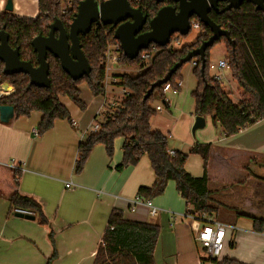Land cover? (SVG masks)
<instances>
[{
    "label": "crops",
    "instance_id": "1",
    "mask_svg": "<svg viewBox=\"0 0 264 264\" xmlns=\"http://www.w3.org/2000/svg\"><path fill=\"white\" fill-rule=\"evenodd\" d=\"M32 1L36 3L35 10L23 8L25 3L21 0H12L13 15L22 19L36 18L37 0ZM5 3L6 0H0V13L4 12ZM223 48L225 50V45ZM224 52L226 54V50ZM112 66L113 69L117 67L116 64ZM218 74L221 77L228 74L231 79L228 69ZM110 77L102 96L93 97L86 84L78 86L85 105L83 111L61 98L60 103L67 109L70 121H56L42 136L33 133L41 119L38 112L29 117H13L7 124L0 122V264H47L53 252L55 258L50 264H92L112 209L123 211L127 220L152 222L164 231L165 235L158 238L154 260L157 252L164 255L159 244L167 237L176 251L186 250L190 259L194 257L196 264H202L203 258L198 256L197 261L194 249L195 245L200 247L194 240L190 222L184 217L187 207L174 183L169 182L163 195L150 201L151 208L156 210L154 216L145 204H131L138 197V189L151 188L156 178L146 156L133 167L115 171L122 160V138L114 140L110 158L103 146H95L83 171L78 175L74 173L78 145L86 137L94 118L99 117L105 104L122 97L121 89L116 91L117 86L111 83L115 76L111 74ZM174 100L162 103L170 110ZM156 107L162 110L160 105ZM156 117L151 118L150 129L167 137L170 151L187 154L199 143L210 145L208 189L212 204L221 205L216 220L233 227L226 233L224 249L231 248L233 256L230 259L238 263L264 264V235L254 228L251 220L264 221V119L228 138L221 136L220 131L217 137L201 133L194 142L180 139L183 144L180 143L182 148L179 149L174 139H170L171 133L180 134L181 138L178 126L174 125L175 129L165 134L156 126ZM194 118L193 112L190 116L181 115L179 121L188 131ZM208 119L214 126L210 118H206L205 123ZM185 171L192 177H201V158L188 154ZM14 172L20 173L17 183ZM66 183L72 187L65 188ZM12 194L35 200L47 224H39L35 216L33 220H26L11 213L8 197ZM183 228L190 230L192 237ZM175 249L168 255H174ZM242 250H247L244 256H240ZM168 264L179 263L169 261Z\"/></svg>",
    "mask_w": 264,
    "mask_h": 264
},
{
    "label": "trees",
    "instance_id": "2",
    "mask_svg": "<svg viewBox=\"0 0 264 264\" xmlns=\"http://www.w3.org/2000/svg\"><path fill=\"white\" fill-rule=\"evenodd\" d=\"M79 1L81 0H37L38 14L34 19L18 18L12 12L0 13V27L5 24L10 44L19 49L20 60L31 62L35 67L37 62L31 47L32 39L38 35L44 36L48 25L54 19H59L68 30ZM68 3L67 13L63 14L62 11ZM164 5H170V3L155 5L150 0H141L131 6L139 7L150 20ZM224 8L225 4H219L218 12L211 11L209 18L229 33L231 43L221 38L215 44L225 45V62L231 80L241 90L240 99L234 102L230 94L224 90L222 83L217 82L209 74L211 48L205 52L203 73L200 72V62L197 59L191 61L196 62L192 70L196 77V86L191 92V98L194 102L195 117L210 118L213 125H218L221 136L228 138L264 119V14L256 11L255 6L247 1H244L236 10L221 12ZM148 30L146 24L143 32ZM201 31L192 44L184 45L179 50L171 49V42L166 47H156L148 61L141 60L140 55L134 60H128L121 55L117 66L125 69L144 68V72L134 78L129 77L127 73H120L113 77L117 81L115 85L125 90L127 95L121 101L119 112L111 118H105L100 130L87 135L85 141L78 145L74 165L76 175L83 171L95 146H103L110 158L114 140L122 138V160L114 168L115 171L121 172L125 168L133 167L143 156H146L156 178L151 188L138 189V197L151 201L163 195L167 184L172 182L180 198L185 202L186 212L191 215L205 214L216 219L221 205L212 204L211 192L208 189L207 165L211 151L210 145H196L189 151L188 154L199 156L202 160V176L192 177L185 171L188 155L180 152H174L173 156L169 155L167 137L150 129V120L157 113L152 106L154 94H157L164 102L165 94L162 92L164 85L155 88L148 99H143L151 85L163 79L167 71L179 59L183 58L187 52L199 47L211 35L210 31L202 25ZM79 43L91 67L90 75L78 81H72L62 71L59 62L48 55L50 86L47 89L30 86L26 75H4L3 65L0 63V85L6 82L13 89L12 93L0 98V104L12 106L15 118L29 117L33 112L40 113L41 119L37 125L38 136L50 131L56 121H70L67 109L60 103L61 98L68 99L81 111L85 109L79 96V85L86 84L93 97L102 96L105 92V66L102 61L108 48L117 43L113 39V29L109 26L99 28L92 26L88 34L79 35ZM150 50L151 48H148V51ZM181 68L167 82L170 86L176 88V84L181 82V76L178 74ZM177 89L179 91L180 88ZM19 177L20 173L14 172L15 183ZM8 202L11 213L14 210L27 211L36 217L39 224H47L41 206L35 200L12 194L8 197ZM251 220L256 230L264 227V221L256 218ZM159 231V226L155 223L127 220L124 218L123 211L112 209L92 264H155L154 252ZM49 237L51 238V234ZM54 258L53 252L47 264H50ZM214 264L241 263L223 258Z\"/></svg>",
    "mask_w": 264,
    "mask_h": 264
},
{
    "label": "water",
    "instance_id": "3",
    "mask_svg": "<svg viewBox=\"0 0 264 264\" xmlns=\"http://www.w3.org/2000/svg\"><path fill=\"white\" fill-rule=\"evenodd\" d=\"M155 5L164 2L170 5H164L158 9L156 14L148 20L147 15L143 14L141 9L132 7L127 0H104L101 2L95 0H81L77 4L76 12L72 21L66 30L59 19H54L48 26L47 36L38 35L31 41V47L36 55L37 66L34 67L31 62L20 60L19 49L11 48L8 39L9 35L0 31V63L3 65L2 73L6 76L26 75L29 79V85L47 89L50 86L48 55H51L59 62L64 73L72 80L78 81L82 77H88L91 73V67L81 49L79 35L88 34L92 26H110L113 29V39L120 44L123 55L128 60H134L139 53L150 46L158 48L166 47L173 35L185 37L190 32L189 20L196 18L198 22L207 28L211 35L206 41H203L199 47L189 51L179 59L166 73L163 79L151 85L144 96L148 99L155 88H158L171 79L183 65L198 60L200 62V72L205 68V52L207 49L225 38L231 43L228 31L216 25L210 18L211 11L218 12V4H226L221 11L239 9L244 1L255 6L256 11L264 14V0H150ZM5 12L13 11L11 0H6ZM149 30L143 32L145 25ZM10 89L8 83L0 85L1 93ZM9 94V93H8ZM14 117L12 106L0 104V122L9 123ZM205 126V119L196 116L191 129L194 134L196 130ZM17 218L33 220V215L15 213Z\"/></svg>",
    "mask_w": 264,
    "mask_h": 264
},
{
    "label": "rangeland",
    "instance_id": "4",
    "mask_svg": "<svg viewBox=\"0 0 264 264\" xmlns=\"http://www.w3.org/2000/svg\"><path fill=\"white\" fill-rule=\"evenodd\" d=\"M21 1L23 3H25L23 8L35 10L36 3H34L32 0H21ZM12 4H13V2H12ZM68 5H69V3L65 7L66 9L68 8ZM198 34H199L198 31L191 30L189 32V34L187 36H185V38L178 36L177 34L173 35L172 41H171V43H172L171 49L179 50L184 45L192 44L197 39ZM223 46H224L223 44H215L209 50V52H210L209 61H210V65L212 67L209 69L210 75H214L217 73L215 67H216L218 60L226 57V54L224 52L225 50H224ZM146 64H148V62H146ZM112 65H115V64H113V63L109 64V66H108L109 69L105 70L104 86H106L107 81L109 80L108 78H111L110 77L111 74H112V76H117L120 73H127L129 77L134 78V77L139 76L140 74H142L144 72V68L143 69H139V68L136 69V68L131 67V68L125 69V68L117 66L113 69L114 66H112ZM192 70H193L192 62H189V63H186L185 65H183V67L181 68V70L178 73L181 76V87H180V91H179L178 95L175 96V95L165 94V96H164L165 101L166 100L171 101L173 99L176 100L175 104L174 103L172 104V107L170 108V110L165 108V106L162 103V99L159 98L157 94H154V100H153V104H152L153 107L160 105L162 108V110L160 112L156 113L157 120H156L155 124H157L156 126L161 127L165 134H167V132L171 133L173 131L172 129H175V128H173L174 125L178 126L177 131H181V138H180V134L171 133L170 139H174V143H175L176 147H178L179 149L182 148L181 144H183L182 141H180V139H189V141L194 142L195 139H199V136L201 135V133H204L205 136H208L210 133L211 137H217L218 135H220V129H219L218 125L212 126L211 121L209 119L207 120V123H205L204 128L196 130L194 134L191 133V129H192V126L194 123V119H193V123H192V125L188 131L185 130L183 123L181 121H179L181 115L187 114L190 116L193 114L194 102L191 98V92L194 90V88L196 86V77L193 75ZM221 83L223 85L224 90L230 94V98L234 102H237L238 97H239L238 96L239 95V92H238L239 88L228 77V74H226L225 77L222 76ZM10 89H11V91H9V93L13 91L11 86H10ZM115 90L120 91V88L116 87ZM7 95H8V93L3 95V97H5ZM97 117H95V118H97ZM161 118L164 120H162ZM98 119H100V118L98 117L96 119V121ZM83 141H85V139H83ZM198 145H201V144L199 143ZM188 153L189 152H187L186 155H188ZM221 221H224V220L221 219ZM165 229L168 230L167 228H165ZM183 229L189 237H192V234H190L191 232H189L190 230L188 231V229H186V228H183ZM163 235H165V233L162 229H160V231H159L160 238ZM179 238H180L179 242L181 244V237H179ZM173 245H174V243H173ZM173 245L171 244L170 240L167 239V237H165L160 242L159 248L163 251L164 255H162L160 252H157L156 258L154 260L155 264H168L169 261L170 262H178L179 264H196V260L194 259V257H193V259H190V257H188V255L186 253L187 252L186 250L185 251L183 250L182 253H181V250H178L179 251L178 252V251H176V249ZM189 245H191V242L189 243ZM173 249H175L174 255H168ZM194 249H195V252H197L196 253L197 261H198V256H201L204 260L208 259L207 253L200 250L201 248L200 249L198 247L196 248V245H195ZM246 251L247 250H242L240 252V256H244ZM181 254L183 255L182 258H181ZM232 256H233V253L231 252V248H229V247L224 249L222 254H221V258L226 257L227 259H230V258H232Z\"/></svg>",
    "mask_w": 264,
    "mask_h": 264
},
{
    "label": "built area",
    "instance_id": "5",
    "mask_svg": "<svg viewBox=\"0 0 264 264\" xmlns=\"http://www.w3.org/2000/svg\"><path fill=\"white\" fill-rule=\"evenodd\" d=\"M130 5H136L141 0H127ZM63 14L67 13V9H63ZM190 25V31L196 30L198 33H201V24L198 22L196 18H191L189 20ZM171 42V41H170ZM176 42V41H175ZM148 48H151L150 51H148ZM146 50H143L139 53L140 59L143 61H148L151 54L155 52L156 46H150ZM121 55H123L120 44L117 42L116 44H113L110 46L107 50V52L104 55L102 64L105 66V70L109 69V64H117L120 60ZM138 55V56H139ZM196 62L192 63V66H195ZM212 68L209 64V69ZM216 71L217 73L213 75V78L217 82H221V75L218 74L220 70L228 69L227 63L225 60L219 61L216 64ZM111 83L115 85L117 81L112 78ZM181 87V82H178L176 84V88L170 86L168 83L164 84L162 88V92L164 94H170V95H177L178 89ZM127 95L126 91L121 89V99H116L113 101L108 102L103 106V109L101 110V113L99 114V118L97 121L96 119L91 124L89 131H87V135L96 133L100 130L102 123H104L105 118H111L115 113L119 112V108L121 105L122 99ZM156 111H160V107L155 108ZM74 125V123H72ZM34 136H38V133L36 130L33 131ZM86 135V136H87ZM84 137L83 139H85ZM168 154L173 156V151H168ZM72 185L70 183H66L65 188L69 189ZM145 204L149 208H151L150 201H145L141 199L140 197H136L131 204ZM13 213H21L25 215H31L32 213L23 211V210H14ZM151 215L154 216L156 214V210L154 208H151L150 211ZM184 217L190 222L189 227L191 232L193 233L195 242L199 245L201 250L203 252H206L208 255V259L202 261V264H214L216 261L221 260V254L225 247V238L226 233L229 230H232L233 227L231 225H227L225 223H222L220 221H217L213 216L209 215H191L188 212L184 214ZM260 234L264 235V227L261 229Z\"/></svg>",
    "mask_w": 264,
    "mask_h": 264
},
{
    "label": "flooded vegetation",
    "instance_id": "6",
    "mask_svg": "<svg viewBox=\"0 0 264 264\" xmlns=\"http://www.w3.org/2000/svg\"><path fill=\"white\" fill-rule=\"evenodd\" d=\"M219 4H224V3H219ZM219 4H218V5H219ZM225 6H226V4H225ZM4 12H5V11H4ZM49 25H50V24H49ZM49 25H48V26H49ZM93 26H95V25H93ZM95 27H96V26H95ZM109 27H110V26H109ZM110 28H111V27H110ZM0 31H2V32H4V33H7V32H6V29H5V24L2 25V26L0 27ZM48 33H49V30H47V32L45 33L44 36H47ZM7 34H8V33H7ZM8 35H9V34H8ZM42 36H43V35H42ZM8 43H9V45H10L11 48H15V47H13V46L10 44V37H9V39H8ZM1 64H2V63H1ZM36 66H37V65H36ZM36 66H35V67H36ZM2 69H3V66H2ZM10 93H12V92H10ZM10 93H9V94H10ZM9 94H8V95H9Z\"/></svg>",
    "mask_w": 264,
    "mask_h": 264
},
{
    "label": "bare ground",
    "instance_id": "7",
    "mask_svg": "<svg viewBox=\"0 0 264 264\" xmlns=\"http://www.w3.org/2000/svg\"><path fill=\"white\" fill-rule=\"evenodd\" d=\"M10 90H11V89H9V90H7L6 92L1 93V94H2V95L7 94Z\"/></svg>",
    "mask_w": 264,
    "mask_h": 264
}]
</instances>
